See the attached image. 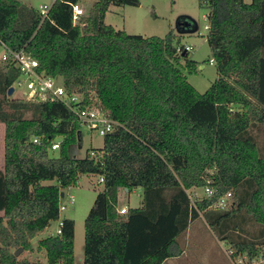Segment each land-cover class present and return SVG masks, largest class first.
I'll use <instances>...</instances> for the list:
<instances>
[{
    "label": "trees",
    "instance_id": "trees-1",
    "mask_svg": "<svg viewBox=\"0 0 264 264\" xmlns=\"http://www.w3.org/2000/svg\"><path fill=\"white\" fill-rule=\"evenodd\" d=\"M78 2L92 7L74 23ZM139 4L57 0L42 17L25 0H0V43L30 54L38 73L62 77L84 108L117 122L101 147L78 157L85 123L60 100L9 97L21 71L0 62V264H37L15 252L35 250L32 240L60 218L61 193L89 174L103 177L104 189L85 220L83 257L75 221L65 218L60 235L39 240L47 264H164L184 252L199 220L234 264H264L256 262L264 257V0H200L218 71L204 93L189 82L197 62L173 33L129 34L106 23L112 5ZM206 187L214 194L199 198L195 190ZM135 188L141 204L120 214V189Z\"/></svg>",
    "mask_w": 264,
    "mask_h": 264
},
{
    "label": "rangeland",
    "instance_id": "rangeland-1",
    "mask_svg": "<svg viewBox=\"0 0 264 264\" xmlns=\"http://www.w3.org/2000/svg\"><path fill=\"white\" fill-rule=\"evenodd\" d=\"M44 0H25L35 7ZM250 3L252 0H245ZM89 13L92 2L84 5ZM210 10L200 4V0H140L139 5H112L106 14L105 21L117 29L125 30L129 34L143 36L164 37L168 33H173L180 41L182 46L190 45L193 49L188 53V59L197 62V69L192 73H187L189 82L201 93H204L218 78L216 65L212 62L211 50L208 44V24L207 15ZM186 23L187 26L185 25ZM180 27V30H179ZM196 29V30H194ZM194 30V31H191ZM4 49L0 44V55ZM185 64L186 59H182ZM201 66H204L203 68ZM187 72V71H186ZM57 83H62V77L56 78ZM26 87H18L9 97H24ZM4 135L5 124L0 122V166L4 162ZM104 144L103 136L97 132H92L88 126L82 129L81 144L73 148V153L78 157H84L86 152L92 148L101 147ZM82 146V148H80ZM52 155L58 156L59 151H51ZM100 176L89 174L82 175L78 182L64 190L65 197L61 198L67 207L60 211V218L53 220L50 225L39 232L32 240L35 247L34 251L22 250L18 255L19 259L28 258L37 264H47V253L45 250L38 249L39 240L48 236L57 235V230L65 218L75 221V255L77 261L81 260L84 254L85 240V220L96 199L99 191L104 189L103 183L99 182ZM54 182H45V184ZM199 198L205 196L203 188L195 190ZM120 204L130 207H137L141 204L142 188H135L131 192L120 191ZM69 194L75 197V202H69ZM121 207V206H120ZM2 212H0L1 214ZM188 234L183 238L185 250L192 254L196 244L202 242L206 244L207 251L204 255V248L189 257V261L179 264H234L232 251L227 244H221L212 229L202 220L195 223ZM200 225V226H199ZM211 244V245H208ZM202 246V245H201ZM203 251V252H202ZM201 257H199V253ZM186 258V257H184ZM168 264H171L169 261ZM174 264V263H173Z\"/></svg>",
    "mask_w": 264,
    "mask_h": 264
},
{
    "label": "built area",
    "instance_id": "built-area-1",
    "mask_svg": "<svg viewBox=\"0 0 264 264\" xmlns=\"http://www.w3.org/2000/svg\"><path fill=\"white\" fill-rule=\"evenodd\" d=\"M57 0H44L38 7L42 17H46L54 2ZM73 21L77 23L85 14V7L82 3L78 2L73 4ZM208 28V27H207ZM4 49V53L0 55V62L10 60L16 63L21 71L20 77L15 81L13 87L16 89L18 87H26L24 95L30 100H46L48 98H53L55 100H60L64 102L71 110H73L80 120L85 123L86 126L90 128L91 131L97 132L101 136H106L108 133L112 132L115 128L117 122L110 119L103 112L98 109L84 108L80 102L81 97L77 93H69L65 88L64 84L57 83L52 77L45 76L37 72V67L39 62L37 59L32 57L25 51H14L8 48L5 44L0 43ZM193 46L185 45L183 48H179V51L190 52ZM34 141H37L35 138ZM60 147V141H55L51 146V151L58 150ZM94 156L96 155L94 151L91 152ZM99 182L103 183L104 178L100 177ZM214 190L211 187L204 188V193L206 197H211L214 194ZM231 193H227L223 196L219 202L218 207L225 208L227 206V199L230 198ZM65 197V193L64 196ZM69 202L73 204L75 202V197L71 194L68 196ZM66 205L60 204V211L66 209ZM128 211L127 206L119 207L120 214H125ZM63 221H60L57 235L62 233ZM256 262L264 263V257L258 259Z\"/></svg>",
    "mask_w": 264,
    "mask_h": 264
},
{
    "label": "crops",
    "instance_id": "crops-1",
    "mask_svg": "<svg viewBox=\"0 0 264 264\" xmlns=\"http://www.w3.org/2000/svg\"><path fill=\"white\" fill-rule=\"evenodd\" d=\"M204 67V66H203ZM202 67V68H203ZM80 148H82V147H80ZM4 166V162H3V165H2V167ZM1 167V166H0ZM1 167V168H2ZM121 190H124V189H120V191ZM119 191V205L120 206H124V205H122V204H120V192ZM124 191H126L127 192V190L125 189ZM143 191V190H142ZM0 215H2V213L0 214ZM196 225V224H195ZM197 226V225H196ZM200 226V225H199ZM193 227V226H192ZM221 244H224V243H222V242H220ZM202 245V246H201ZM208 245H211V244H208ZM205 247V248H204ZM189 248V250L188 251H190L191 250V248L190 247H188ZM204 248V250L203 251H205L204 252V255H205V253H206V251H207V249L208 248H206V244L205 243H202V242H198L197 244H196V247H195V250L192 252V254H188L187 252V250H184V252L180 255V256H178V257H171V258H169V259H167L166 261H165V263L164 264H168V262L170 261L171 262V264H179V263H185L186 261H189V257H191V255H193V254H195L196 252H198V251H200L201 249H203ZM186 249V248H185ZM202 251V252H203ZM202 252H200L199 253V257H201V253ZM184 257H186V258H184Z\"/></svg>",
    "mask_w": 264,
    "mask_h": 264
},
{
    "label": "water",
    "instance_id": "water-1",
    "mask_svg": "<svg viewBox=\"0 0 264 264\" xmlns=\"http://www.w3.org/2000/svg\"><path fill=\"white\" fill-rule=\"evenodd\" d=\"M188 23H186L185 25L187 26ZM179 30H180V27H179ZM196 30V29H194ZM194 30H191V31H194ZM185 54V53H184ZM203 67V66H201ZM15 91V88L12 86L10 89H9V92H8V96H11ZM128 191V189H126ZM61 196L63 197L64 196V192L61 193ZM23 250V248H19L16 252H15V255L18 256L21 251Z\"/></svg>",
    "mask_w": 264,
    "mask_h": 264
}]
</instances>
